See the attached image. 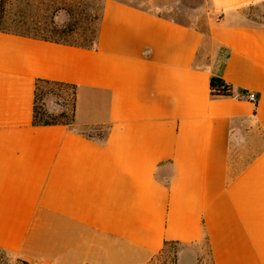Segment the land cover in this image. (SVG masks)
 Here are the masks:
<instances>
[{"label":"crops","instance_id":"1","mask_svg":"<svg viewBox=\"0 0 264 264\" xmlns=\"http://www.w3.org/2000/svg\"><path fill=\"white\" fill-rule=\"evenodd\" d=\"M206 1V34L120 0L93 50L0 31L7 264H150L202 240L210 264H264V24L239 20L264 0ZM38 80L76 86L75 126L104 140L32 126Z\"/></svg>","mask_w":264,"mask_h":264},{"label":"rangeland","instance_id":"2","mask_svg":"<svg viewBox=\"0 0 264 264\" xmlns=\"http://www.w3.org/2000/svg\"><path fill=\"white\" fill-rule=\"evenodd\" d=\"M122 2L151 9L155 13L174 19L200 29L206 34L208 4L206 0H120ZM103 0H3L0 29L21 32L26 34L41 33L48 35L47 30L53 27L66 32V40H78L82 29L85 28V16L92 20L93 26L97 24L102 9ZM241 22L255 21L264 24V1L240 10ZM71 92L58 88L46 90L43 101L45 105L60 111L61 99L70 101ZM105 127H96L86 132L94 137L103 136ZM194 251L189 253L190 258L180 259L184 246L169 244L162 253L156 255L150 264H210L205 241L191 247ZM182 258V257H181ZM0 264H7L0 254Z\"/></svg>","mask_w":264,"mask_h":264},{"label":"trees","instance_id":"3","mask_svg":"<svg viewBox=\"0 0 264 264\" xmlns=\"http://www.w3.org/2000/svg\"><path fill=\"white\" fill-rule=\"evenodd\" d=\"M2 4L3 0H0V20L2 14ZM253 6V5H250ZM249 7V6H248ZM101 18V13L97 18V24L93 26L92 20L88 19V16H85L84 22L85 28L82 29V33L78 36V40H66L63 35H66V32H71L72 27H69L67 31L65 30H58L57 28L53 27L51 30H47L46 33L48 35H44L41 33L36 34H26L21 32L9 31L0 29L1 32L10 33L25 37H30L34 39H40L44 41L54 42V43H61L68 46L78 47L87 50L95 49L98 33H99V22ZM224 83L221 80L212 78L210 80V93L212 97L218 96H229L227 92H217L221 85ZM49 88H58L66 91H70V101L68 102L66 99H61V104H56L60 107V111L58 113L55 110L48 108L43 101V96L47 89ZM75 93H76V86L59 83V82H52L47 80H38L35 83L34 87V95H33V109H32V126L35 127H46V126H53V125H63L69 127L71 130L75 131L79 135L88 138V139H96L99 141H103L107 128L103 136L94 137L92 134L86 132V130H91L93 128H78L75 126ZM96 128V127H95ZM169 245V243H165L162 250L158 253H162L165 247ZM157 254V255H158Z\"/></svg>","mask_w":264,"mask_h":264},{"label":"built area","instance_id":"4","mask_svg":"<svg viewBox=\"0 0 264 264\" xmlns=\"http://www.w3.org/2000/svg\"><path fill=\"white\" fill-rule=\"evenodd\" d=\"M227 92L229 93V87L225 84L221 85L220 88L218 89L217 92ZM240 99L242 100H245V101H248V102H254V99H255V95L253 92H244L243 94L240 95L239 97ZM28 264V263H26Z\"/></svg>","mask_w":264,"mask_h":264}]
</instances>
